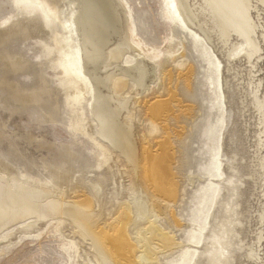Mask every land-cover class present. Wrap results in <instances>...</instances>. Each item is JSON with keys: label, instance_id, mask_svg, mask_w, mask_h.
I'll use <instances>...</instances> for the list:
<instances>
[{"label": "rangeland", "instance_id": "obj_1", "mask_svg": "<svg viewBox=\"0 0 264 264\" xmlns=\"http://www.w3.org/2000/svg\"><path fill=\"white\" fill-rule=\"evenodd\" d=\"M167 1L124 0L120 10L133 25L137 42L127 60L143 61L154 69L145 78V83L153 79L148 90L139 93L134 104V97L129 100L138 156L143 147L161 153L173 173L174 196L155 189L142 174L144 165L132 172L124 157L97 134L70 43L75 36L71 27L66 28V0L58 5L52 0H0V170L69 204L89 199L96 226H104L108 233L110 223L118 224L125 204L135 208L132 200L140 191L146 216L157 215L160 232L173 238L172 244L166 247L154 240L150 244L154 254L147 257L142 232L147 219L132 221L128 232L134 262L115 256L114 264H208L207 246L221 234L226 236L224 245L217 246L223 248L227 264H264V228L255 256L250 260L245 256L256 231L257 199L250 176L254 126L244 90L251 79L264 84V4L254 1L251 10L258 40L252 78L247 75L250 63L240 53L249 48L244 40L232 36L224 45L214 31L211 42L206 41L219 64V83L224 84L218 110L210 107L206 62L192 46L197 24H180L175 10H167ZM189 1L197 22L202 21V0ZM233 43L241 45L240 51L228 59ZM135 89L142 90L129 79L124 93ZM159 101H166L168 109L154 115L150 106ZM213 140L221 145L212 147ZM163 142L168 146L162 147ZM261 153L259 200L264 202V147ZM228 204L236 212L230 217L224 211ZM192 228L196 231L189 237L200 239L199 244L187 241ZM0 264H100V260L72 219L52 215L39 221L28 217L0 231Z\"/></svg>", "mask_w": 264, "mask_h": 264}, {"label": "bare ground", "instance_id": "obj_2", "mask_svg": "<svg viewBox=\"0 0 264 264\" xmlns=\"http://www.w3.org/2000/svg\"><path fill=\"white\" fill-rule=\"evenodd\" d=\"M59 0H52L54 5H58ZM264 4V0H202V21L197 22V16L189 0H168L167 10H175L174 16L180 24H197L196 36L193 35L192 46L203 61L206 62L205 78L209 84L211 92L210 107L220 109L224 97L223 85L219 83L220 69L213 51L207 42H211L210 34L215 31L218 40L226 45L232 36L244 40L249 46L248 49L239 50L241 45L233 43L227 51V58L245 53L248 62L247 68L249 76L253 75V67L256 61L253 59L258 52V40L256 39L257 25L251 16L253 2ZM69 8V19L66 28L71 27V33L75 36L70 43L74 49V55L79 62L82 80L85 82V93L89 101L91 113L98 129L97 134L107 142L113 149H116L125 159L135 174L144 165L143 175H147L155 189L165 196H174L173 173L167 168V160L160 154L149 152L146 147L141 149L138 156L136 134L130 111L129 100L147 91L150 83H145V78L150 73L154 74V69L149 70L148 66L140 60H127L128 53L134 50L137 42L133 35V25L125 13L120 10L124 0H66ZM57 7V6H56ZM207 41V42H206ZM137 56L140 53L137 52ZM237 77V70H233ZM245 75V74H244ZM246 78V77H245ZM252 78V76H251ZM134 81L137 87L133 92L124 93L128 86V80ZM247 81V80H245ZM245 83V82H244ZM245 93L249 97L248 106L252 110L249 119L253 120L254 129L252 131L254 165L250 176L252 177L257 199V207L254 211L253 222L256 231L245 252L246 259L250 260L255 256L256 244L262 239V229L264 228V202H260L263 194L261 168L263 164L262 149L264 147V84L261 81L256 83L246 82ZM220 98V102H219ZM245 103V102H244ZM247 107V106H246ZM245 108V107H244ZM243 108V109H244ZM166 101H159L150 106L154 115H159L166 111ZM216 133V132H215ZM215 133L212 134L213 139ZM211 142V141H210ZM161 146H168L167 142ZM221 143L212 141V147H219ZM167 151V147H164ZM163 151V153H165ZM162 158V159H160ZM166 162V163H165ZM263 171V170H262ZM219 173V172H218ZM256 201V200H255ZM135 208L131 204H125L116 221L118 224L110 223L109 230L96 226L94 220L95 213L92 210V202L89 199L69 204L63 198H55L44 189L36 188L23 183L19 177L8 175L4 170H0V231L13 223L22 219H33L39 221L52 215L69 217L75 224L77 232L84 238H89L93 249L98 255L100 264H114L115 256L121 260H131V251H134V243L130 240L128 226L130 222H136L146 217L148 225L142 229L146 233L147 257H152L154 250L150 244L154 240L163 241V245L170 246L173 238L160 232L157 225V215L146 216V201L144 195L138 191V195L132 200ZM154 210H152L153 213ZM224 211L230 217L236 213L234 207L228 204ZM149 213H151L149 211ZM228 222L234 221L229 218ZM237 223L241 222L237 220ZM235 225V223H234ZM192 228L186 233L188 243L199 244ZM214 242L208 250V264H227L229 261L225 257L223 248L217 244L224 245L225 235L216 236ZM141 239H145L141 236ZM128 254L129 256L125 255ZM132 261V260H131ZM134 261L130 262L133 263Z\"/></svg>", "mask_w": 264, "mask_h": 264}]
</instances>
